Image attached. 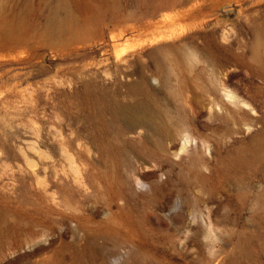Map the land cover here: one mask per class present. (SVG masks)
Listing matches in <instances>:
<instances>
[{"label":"rangeland","instance_id":"374dc122","mask_svg":"<svg viewBox=\"0 0 264 264\" xmlns=\"http://www.w3.org/2000/svg\"><path fill=\"white\" fill-rule=\"evenodd\" d=\"M0 264H264V0H0Z\"/></svg>","mask_w":264,"mask_h":264},{"label":"bare ground","instance_id":"6f19581e","mask_svg":"<svg viewBox=\"0 0 264 264\" xmlns=\"http://www.w3.org/2000/svg\"><path fill=\"white\" fill-rule=\"evenodd\" d=\"M157 39H160V37L158 35L154 36L152 38V41L157 40ZM131 62L132 61L128 60V65H131ZM166 68L164 70L162 69V71H159L157 68L152 73L155 75L154 79L157 81L158 87H163L165 84L166 79L164 80L162 78V76L159 75V73L166 76L169 72V69L167 70ZM223 86L225 89V95L228 99V104L229 105L232 104L235 108H238V109L242 108L244 113L248 116L247 119L244 118L245 121H244L243 125H244L245 129L247 130L246 133H249V135H250L249 137L252 138L253 135H256V132H257V130H254L255 129L254 119L250 116V113L242 107V105L248 106L250 111H255L254 106L252 105V103L249 102V100H247L243 95H241L237 89L229 88L224 83H223ZM156 89H157V85L151 86L150 84H148V82H146L145 77H142L140 79L139 84L133 85L130 89V91L134 95V99L131 103H120L118 100H116V99L112 100L110 98H106L105 102H102L104 100V96L101 92L100 87H97V86L94 89L92 97H93V102H94L96 109L98 111V117H99L100 113H103V116L99 117V119L102 121V123L108 124V126H109V124H111L112 122H118V123H121L123 127H127V128L141 127L142 128L144 125L149 124L150 121L152 120L153 116H155L157 114L156 113L157 107H156V102H155L156 97H155V92H154ZM168 91H169V88H168ZM177 98H178V96H177ZM215 112L216 113H212V115H210V117H212L213 115H216L218 113L224 112V107H222V105L219 103L218 107L215 108ZM158 113H160V112H158ZM107 114H108V116H107ZM185 130H188L187 126H185ZM237 133H239V131ZM243 133H245V132H243ZM191 135L192 134L190 132L185 133V136H184L181 144L179 145V147H177L173 150V154L180 156L181 154L184 155V154H187L188 152H190L191 148H189L188 143L191 139ZM201 141H202V146H205V147L207 146V148H208V145L205 143V141L204 140H201ZM61 145H62V143H61ZM61 148H63V147H61ZM145 175L146 174H144V176ZM149 175L153 176V177H157L156 171L154 173L149 174ZM155 179H157V178H155ZM141 180H143V179H141ZM143 182H144V180L140 183L143 184ZM153 185H152L153 188H156L158 185V182L157 181L154 182ZM183 225H184V223H183ZM184 227H185L186 232H188L190 230V224H185Z\"/></svg>","mask_w":264,"mask_h":264}]
</instances>
